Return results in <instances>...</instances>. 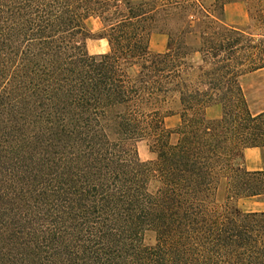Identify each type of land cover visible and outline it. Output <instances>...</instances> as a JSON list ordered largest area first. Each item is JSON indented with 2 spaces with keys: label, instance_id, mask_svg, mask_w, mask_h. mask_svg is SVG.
<instances>
[{
  "label": "trees",
  "instance_id": "16d2710c",
  "mask_svg": "<svg viewBox=\"0 0 264 264\" xmlns=\"http://www.w3.org/2000/svg\"><path fill=\"white\" fill-rule=\"evenodd\" d=\"M232 1L0 0V264H264V211L239 206L264 200L241 83L264 70V0L245 29Z\"/></svg>",
  "mask_w": 264,
  "mask_h": 264
},
{
  "label": "rangeland",
  "instance_id": "374dc122",
  "mask_svg": "<svg viewBox=\"0 0 264 264\" xmlns=\"http://www.w3.org/2000/svg\"><path fill=\"white\" fill-rule=\"evenodd\" d=\"M225 23L237 28L245 29L251 25V17L249 13V4L247 0H233L226 6ZM101 23L96 19H91L87 23L89 38L86 40L87 50L90 54H103L109 51L108 43L105 40L98 39V34L101 30ZM161 32L153 34L151 39V50L156 53L164 52L167 48V36ZM244 93L253 114L264 112V70L248 74L241 80ZM180 109H162L164 114V122L168 129H175L181 123L179 115ZM219 114L222 115V108H219ZM207 118L214 120L218 114L216 110L212 114H207ZM221 117V116H220ZM219 117V118H220ZM138 154L143 161L152 160L155 155L150 151L146 141H140L136 145ZM224 190H220L219 199L223 200ZM262 199H249L239 202L240 208L244 212H257L261 209Z\"/></svg>",
  "mask_w": 264,
  "mask_h": 264
},
{
  "label": "crops",
  "instance_id": "0c3cea01",
  "mask_svg": "<svg viewBox=\"0 0 264 264\" xmlns=\"http://www.w3.org/2000/svg\"><path fill=\"white\" fill-rule=\"evenodd\" d=\"M166 36V35H164ZM167 38V37H166ZM219 108L220 106H212L208 108L207 114H212L213 111L216 110V114H218L215 117H212L214 119H218L221 114H219ZM244 159H245V166L247 170L249 171H261L264 170V150L259 149V148H247L244 151ZM261 204V210L258 212H263L264 211V200L262 202L260 201Z\"/></svg>",
  "mask_w": 264,
  "mask_h": 264
}]
</instances>
